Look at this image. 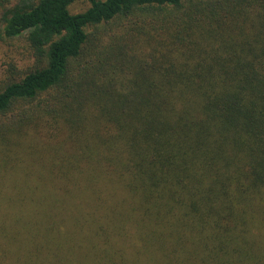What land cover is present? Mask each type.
Here are the masks:
<instances>
[{"label": "trees", "instance_id": "obj_1", "mask_svg": "<svg viewBox=\"0 0 264 264\" xmlns=\"http://www.w3.org/2000/svg\"><path fill=\"white\" fill-rule=\"evenodd\" d=\"M76 1L0 0V264H264V0Z\"/></svg>", "mask_w": 264, "mask_h": 264}, {"label": "rangeland", "instance_id": "obj_2", "mask_svg": "<svg viewBox=\"0 0 264 264\" xmlns=\"http://www.w3.org/2000/svg\"><path fill=\"white\" fill-rule=\"evenodd\" d=\"M88 6H89L88 2L83 1V0H78L70 6V11L72 13H78V12L84 11ZM10 52L11 51L9 48L0 44V78H3L8 73L7 68H5V63L9 61L7 60L6 54H10Z\"/></svg>", "mask_w": 264, "mask_h": 264}]
</instances>
